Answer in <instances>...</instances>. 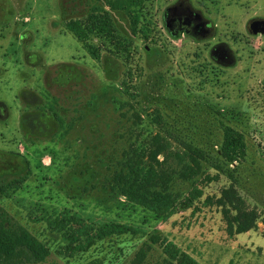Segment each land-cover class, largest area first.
<instances>
[{"label": "rangeland", "instance_id": "rangeland-1", "mask_svg": "<svg viewBox=\"0 0 264 264\" xmlns=\"http://www.w3.org/2000/svg\"><path fill=\"white\" fill-rule=\"evenodd\" d=\"M113 1L0 0V101L9 107L7 121H0V185L19 181L0 196V206L48 246L42 264H132L141 249L148 253L143 264H167V242L198 264H264L263 37L247 33L246 41H231L239 56L253 50L252 61L228 69L217 87L200 85L185 67L203 43L173 39L162 21L173 0H142L143 27L136 34L124 11L110 10ZM233 5L244 37L251 16L264 18V0ZM102 11L109 12L116 40L94 39L96 60L66 24ZM34 97L44 102L45 117L31 132L25 118L37 111ZM182 122L186 138L209 154L224 150L228 130L245 147L234 161L220 162L222 170L214 156L194 162L176 131ZM157 136L165 149L152 160ZM128 161L154 168V182L166 172L173 214L159 221L111 184L113 171L125 172ZM65 213L96 226L134 224L140 233L71 253L51 225ZM238 213L257 217L244 233H237Z\"/></svg>", "mask_w": 264, "mask_h": 264}, {"label": "trees", "instance_id": "trees-1", "mask_svg": "<svg viewBox=\"0 0 264 264\" xmlns=\"http://www.w3.org/2000/svg\"><path fill=\"white\" fill-rule=\"evenodd\" d=\"M141 4L142 0H115L110 3V10L124 11L131 18V29L136 34L139 26L142 25ZM66 30L73 34L87 53L96 60L100 59V50L93 43V40L99 39L101 42H106L107 39L111 42L116 40L115 27L108 11H102L100 15L92 13L84 22L81 20L69 21L66 24ZM155 122L161 123L160 115H157ZM167 123L171 126V123ZM182 124L185 125V122L179 123L176 131L181 138V143L189 146L187 149L188 153H185V155L194 162L199 161V159H205L204 157L210 158L214 156L218 160L217 168L222 170L219 163L225 160L227 163L234 161L238 151L245 147L242 137L228 130L224 133V150L209 154L208 151H205L202 146L197 144L196 139L186 138L187 135L183 134L180 130V125ZM164 126L168 128V125L164 124ZM168 133H170L169 130ZM158 138L160 139L159 136H157V140L156 138L154 139L156 150L151 153L150 157L152 160H156V157L165 149V146L161 145L162 143ZM128 163L130 161L124 163V167L127 165L125 172L121 171L122 167L121 170L119 168V170L113 171L117 175L112 177L111 184L119 188L120 193L128 198L132 204L157 215L159 221L173 214L175 209L172 202L169 201V193L172 192V187L169 184L170 182L164 181V178L167 176L166 172L160 173L161 178L159 182H154L155 178L153 176L156 175L154 168L131 167L132 165ZM129 168H131L130 171L128 170ZM157 168L162 169L161 167ZM181 170L180 174L183 172ZM174 173H176V170L172 172V174ZM18 183L19 181L13 180L0 185V196L7 194L8 190L14 189ZM256 218V214L247 215L238 213L235 217L239 225L237 233H244L248 229H251ZM53 224L63 233L67 249L71 253L87 252L97 242L108 238L127 234L137 235L140 233V227L134 224H122L114 220L96 226L90 219H84L79 214L71 213L62 214L60 218L54 219L51 225ZM164 251L167 256V264H198L194 258L180 251L170 242L165 243ZM49 256L50 249L48 246L0 206V264H42L46 262ZM147 256V249H141L132 261V264H143ZM88 264L100 263L92 261Z\"/></svg>", "mask_w": 264, "mask_h": 264}, {"label": "flooded vegetation", "instance_id": "flooded-vegetation-1", "mask_svg": "<svg viewBox=\"0 0 264 264\" xmlns=\"http://www.w3.org/2000/svg\"><path fill=\"white\" fill-rule=\"evenodd\" d=\"M233 1L201 0L195 4L191 0H173L163 11L164 27L173 39L184 38L194 43H203V47L191 55L192 58H189L185 67L187 76L192 72L198 75L200 85L217 87L228 69L237 68L242 60L252 61L253 50L249 51L246 57L239 56L237 50L230 44L231 41H246L249 34L251 37L261 36L264 39L263 17L251 16L246 21L244 37L237 32L235 25L238 7L233 5ZM259 50L264 57V46ZM189 69L193 71L188 72ZM244 70L248 71L247 68ZM33 99L37 111L35 114L25 116V119L29 120V131L36 132L44 124L45 110L41 99L35 97ZM8 117L9 107L0 101V121L5 123Z\"/></svg>", "mask_w": 264, "mask_h": 264}]
</instances>
